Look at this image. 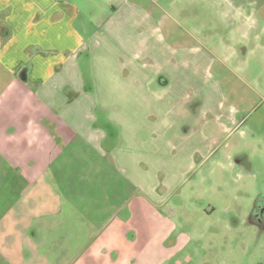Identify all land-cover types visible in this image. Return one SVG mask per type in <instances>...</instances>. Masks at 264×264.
I'll return each instance as SVG.
<instances>
[{
	"label": "crops",
	"instance_id": "0c3cea01",
	"mask_svg": "<svg viewBox=\"0 0 264 264\" xmlns=\"http://www.w3.org/2000/svg\"><path fill=\"white\" fill-rule=\"evenodd\" d=\"M176 1L0 0V176L15 185L0 264H134L162 251L171 220L157 224L163 236H145L150 199L176 192L198 152L213 149L191 143L204 137L195 126L171 140L179 102L198 97L199 114L218 120L226 102L221 83L192 90L187 71L213 64L166 20Z\"/></svg>",
	"mask_w": 264,
	"mask_h": 264
},
{
	"label": "rangeland",
	"instance_id": "374dc122",
	"mask_svg": "<svg viewBox=\"0 0 264 264\" xmlns=\"http://www.w3.org/2000/svg\"><path fill=\"white\" fill-rule=\"evenodd\" d=\"M176 2L172 4L175 6L165 5L166 20L177 22L181 36H185L182 30L190 33L192 43L207 53L213 64L210 71H205V66L187 71L197 77L191 80L192 90L212 91L221 83L225 111L218 120L216 115L199 114L198 97L196 103L184 98L179 102L178 115H174L175 135L169 134L171 140L177 145L185 139V128L195 126L204 137L191 134V143L204 148L209 142L212 153L205 149L198 152L188 180L176 192L164 195L159 202L150 199L146 213L149 229L145 236H163L162 230H156L162 220H171V227H164L168 235L160 238L162 251L156 257L142 258L145 254L142 252L133 262L264 264V226L252 219L256 202L264 197V0ZM154 47L152 41L148 54H154ZM81 58L87 60L84 65L90 68L92 60L84 56L79 58V63ZM145 59L153 58L142 57L143 63ZM111 63L119 72L122 62ZM85 78L88 86L95 87L90 73L86 72ZM206 81L211 84L205 86ZM98 86L97 79V91ZM230 114L234 123L226 120ZM207 123L208 129L202 130V125ZM2 179L0 176V215L12 206L15 187L11 181L2 182ZM132 190V195L139 196L138 190ZM123 197L126 200L118 198V202L128 203V195L124 193ZM136 234L141 235L137 230ZM134 235L131 232L130 238ZM161 240L152 239V242L156 245ZM151 249L156 248L150 246L147 251Z\"/></svg>",
	"mask_w": 264,
	"mask_h": 264
},
{
	"label": "flooded vegetation",
	"instance_id": "af4514ba",
	"mask_svg": "<svg viewBox=\"0 0 264 264\" xmlns=\"http://www.w3.org/2000/svg\"><path fill=\"white\" fill-rule=\"evenodd\" d=\"M252 219L255 223L264 226V197L260 198L255 205Z\"/></svg>",
	"mask_w": 264,
	"mask_h": 264
}]
</instances>
